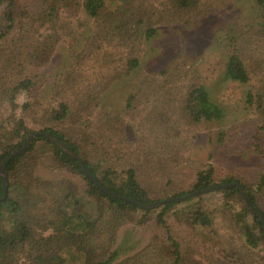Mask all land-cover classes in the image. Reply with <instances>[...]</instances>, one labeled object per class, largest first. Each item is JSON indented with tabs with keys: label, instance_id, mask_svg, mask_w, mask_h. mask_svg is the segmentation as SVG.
Listing matches in <instances>:
<instances>
[{
	"label": "rangeland",
	"instance_id": "obj_1",
	"mask_svg": "<svg viewBox=\"0 0 264 264\" xmlns=\"http://www.w3.org/2000/svg\"><path fill=\"white\" fill-rule=\"evenodd\" d=\"M19 2L28 5L30 11L39 5V0ZM198 3V8L185 17L186 21L156 25L157 32L141 41L139 65L120 75L114 68L110 75L103 61L96 59L97 55L84 60L92 46V37L96 36L94 20L82 8L73 15L61 11L59 41L46 51L45 62L25 70L36 80V86L18 96L16 113L31 131L42 129L44 117L49 116L48 106L59 97L58 84L73 71L83 77L81 87L97 84L98 90L91 91L95 106L90 114L57 123V128L69 137H88L81 144L91 160L106 167L136 169L138 180L158 200L190 189L198 169L212 164L216 182L227 177L239 179L255 190L258 206L264 211V184L258 189L264 174V159L254 150L255 135L264 133V30L259 27L264 13L255 0H198ZM4 7L0 8V14ZM21 20L26 22L30 17L25 13ZM38 28L34 36L41 42L53 31L48 25ZM18 29L21 28L17 26ZM25 29L24 26L22 34L12 32L1 43L6 46L8 41L25 38L27 46L33 45L34 36ZM95 41L99 44V40ZM107 43L100 39L101 47L95 46V54H102V50L106 52L105 61L116 59L121 48ZM43 46H38V52ZM233 54L240 55L245 62L250 76L246 84L223 76L227 60ZM169 67H176L170 75L178 79L164 81L158 73ZM183 74L187 77L185 81ZM198 81L225 108L223 122L194 123L183 109L182 92ZM250 92L253 99H249ZM131 96L135 98L129 106ZM24 103L30 104L29 107L25 109ZM7 113L9 109L3 105L0 118ZM163 119L171 134L163 133L165 130L158 126ZM221 131L226 132L222 142ZM36 174L48 180L71 179L81 188L86 184L81 176L62 169L39 167ZM194 208L203 211L210 223H191L184 213ZM159 211L146 219L138 211L136 221L121 225L114 246L119 250V260L137 254L136 258L146 264H169L168 236L172 235L180 242L184 260L188 262L264 264L262 245L250 248L246 243L244 225L258 228L240 199L226 200L222 194L213 192L196 196L168 210L163 223L157 220ZM143 219L145 222H137ZM159 250L164 259L156 257ZM66 264H81V260Z\"/></svg>",
	"mask_w": 264,
	"mask_h": 264
},
{
	"label": "trees",
	"instance_id": "obj_2",
	"mask_svg": "<svg viewBox=\"0 0 264 264\" xmlns=\"http://www.w3.org/2000/svg\"><path fill=\"white\" fill-rule=\"evenodd\" d=\"M255 1L264 13V0ZM198 4V0H39L38 6H34L36 10H33V7L31 12L27 8L28 5H22L19 0H0V8L5 6L0 14V109L3 105L9 109V113L3 114L0 118V165L9 154L24 145L31 132L24 120L17 116V99L20 94L29 93L36 86V80L28 76L25 70L28 66L37 67L45 62L46 51L59 41L58 21L61 11L67 10L73 15L82 8L94 20L96 36L91 40V47L94 49L90 51L91 47L89 48L87 58L84 60L97 55L96 59L103 61L102 64L107 66L110 75H113L111 68L119 71L120 75L128 74L139 65L137 55L141 41L157 32L156 25L186 21L185 17L191 10L197 9ZM25 13L30 17L26 22L21 20ZM23 25L26 32L33 36L39 32V25H48L53 31L45 35L46 40L43 42L36 40L34 36L35 41L30 46L26 45L28 40L25 38L10 43L8 41L6 46L1 43L14 31L22 34ZM17 26L21 29L16 30ZM259 27L264 30V18L259 22ZM96 39L99 40V44ZM100 39L107 41L110 46L121 48L116 53V59L105 61L103 53L106 52L102 50V54L100 52L95 54V46L101 47ZM40 44L44 46L38 52ZM77 57L80 58V54H77ZM33 70L30 72L33 73ZM174 70L176 67H169L158 73L165 79L164 81H174L178 79L171 78L170 74H174ZM223 76L227 80L245 84L250 79L243 58L237 54L228 58ZM182 78L185 81L187 77L183 74ZM82 84L83 77L69 71L58 84L59 97L55 96L57 99H53L54 103L48 106L46 111L49 116L44 117V127L39 131L56 136L77 153L87 169L109 190L143 204L157 201L158 199L152 198L150 191L138 180L136 169L106 167L97 160H91L81 144V140L88 141V137L84 136L81 139L69 137L63 129L57 128V123L70 122L74 116L90 114L93 110L95 97L92 93L98 90V86L88 83L81 87ZM183 96V109L188 111L194 123L203 120L223 122L225 108L211 98L209 90L199 81L188 86L182 92ZM248 96L249 99L254 98L251 92ZM134 98L135 96L129 98V106ZM29 105L24 103L23 107L26 109ZM158 126L165 130L163 133H170L164 119ZM262 135H255L254 150L264 159V133ZM225 136L226 132L221 131L219 141H224ZM39 167L62 169L79 175L86 182L85 188L67 178L43 179L36 174ZM7 175L8 195L5 200L0 201V264H66L67 261L79 260L81 264H146L136 258L137 254L119 260V250L114 246L121 225L124 222L136 221L135 214L138 211H142V217L146 219L149 214L159 209L157 220L163 223L168 210L193 198L180 202L171 201L147 209L124 197L110 195L84 173L76 158L67 153L61 145L43 135L34 137L31 147L26 152L9 161ZM226 182H239L247 195L259 205L255 190L239 179L227 177L216 182L215 168L212 164L198 169L196 180L190 189L181 190L173 196H183ZM262 184L264 174L258 185L259 190ZM3 192V176L0 174V198ZM213 193L222 194L226 200L238 198L244 203L245 211L253 215L258 228L254 230L250 225H244L246 243L250 248H256L261 244L264 249V229L260 215L244 199L240 189L234 186ZM185 211L184 215L191 219L193 224L210 223L208 216L199 208ZM243 216L238 215V218ZM144 219L137 222H145ZM47 231L49 234H45ZM168 240L171 257L169 264H195L194 261L184 260L180 242L172 235L168 236ZM162 253L161 250L157 251L156 257L161 258ZM217 264H223V261H217Z\"/></svg>",
	"mask_w": 264,
	"mask_h": 264
},
{
	"label": "water",
	"instance_id": "obj_3",
	"mask_svg": "<svg viewBox=\"0 0 264 264\" xmlns=\"http://www.w3.org/2000/svg\"><path fill=\"white\" fill-rule=\"evenodd\" d=\"M37 135H43L47 138H50L51 140L55 141L57 144L61 145L67 153H69L70 155H72L74 158L77 159V161L79 162L80 166L82 167V170L84 171V173L93 181L95 182L104 192L113 195V196H121L124 197L125 199H128L134 203H136L137 205L143 207V208H147V209H151V208H156L159 207L167 202H171V201H176V202H180V201H185L187 199H190L192 197L201 195V194H205V193H209V192H213V191H217L223 188H229V187H238L241 191L242 196L244 197V199L259 213L261 221H262V225H263V229H264V212L263 210L247 195V193L243 190L242 185L239 182H226V183H219L216 185H212V186H208L193 192H189L183 196H173V197H168V198H164L161 200H157L151 203H147V204H143L135 199H131L128 198L126 196H122L117 194L116 192H113L111 190H109L107 187H105L103 184H101L98 179L87 169V167L85 166L83 159L75 152H73L65 143H63L59 138H57L56 136L43 132V131H31L27 141L24 143V145L17 151L12 152L11 154H9L1 163L0 165V174L3 176V196L0 198L1 200H5L7 198L8 195V175H7V164L9 163V161L14 158L17 155H21L24 152H26L32 144V141L34 139V137H36Z\"/></svg>",
	"mask_w": 264,
	"mask_h": 264
}]
</instances>
